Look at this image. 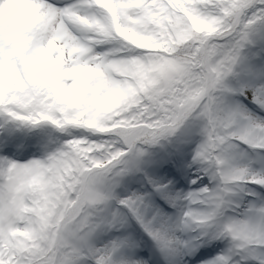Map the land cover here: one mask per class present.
<instances>
[{"label": "clouds", "instance_id": "clouds-1", "mask_svg": "<svg viewBox=\"0 0 264 264\" xmlns=\"http://www.w3.org/2000/svg\"><path fill=\"white\" fill-rule=\"evenodd\" d=\"M54 9L50 0H0V33L16 38L30 29L39 37L17 65L23 86L0 71V104L25 120L53 118L81 153L92 154L86 158L96 161L94 168L124 155V141L141 134L142 116L168 125L162 140L195 120L200 84L193 58L208 57L214 38L240 22L243 11L238 0L230 8L196 7L193 0H69ZM239 167L226 168L221 181L238 179ZM62 168L59 162L20 168L5 181L8 215L0 247L25 253L50 247L65 211L61 182L70 180ZM100 195L95 186L82 193L85 201ZM219 223L234 233V247L264 258V248L249 247L264 244V214Z\"/></svg>", "mask_w": 264, "mask_h": 264}, {"label": "snow or ice", "instance_id": "snow-or-ice-1", "mask_svg": "<svg viewBox=\"0 0 264 264\" xmlns=\"http://www.w3.org/2000/svg\"><path fill=\"white\" fill-rule=\"evenodd\" d=\"M162 2L166 3V0ZM50 3L55 5L54 10L63 8V4L53 3L52 0ZM193 3L196 7H231V0H193ZM238 3L243 10L240 22L226 27L223 35L214 38L211 44L213 51L208 57L202 58L197 54L193 58V62L198 65L195 79L200 84L195 88V96L200 99V103L196 106L193 117L203 125L200 128L201 141L195 149L193 160L205 165L204 170L211 172L212 177L217 179V186L190 191L183 196H173L168 192L167 184L149 178L148 183L153 192L161 195L173 206L178 199L188 201L190 206L172 221L162 218V213L153 208L149 192L134 191L123 197L115 196L113 189L120 177L138 165L148 146L159 143L162 136H165L163 130L168 125L163 121H154L151 115L141 117V134L124 141V155L111 163L105 162L99 168L93 167L96 163L94 159L86 158L92 154L79 151L75 139L63 141L58 147L46 152L42 158L31 159L26 164L0 156V228H4L8 215V206L2 196L6 187L5 181L11 178L15 170L41 169L59 162L63 165L61 176L67 173L70 177L68 183L61 182L65 211L61 215L50 247L33 253L14 252L0 247V264H145L144 261L122 254L128 244L126 237L96 243L98 232L115 226L118 213L112 212L107 216L102 211V206L110 199H116L119 207L126 210L121 222H126L127 216H131L166 258L173 252L191 250L200 236H227L230 238L229 248L201 264H237L232 256L245 251L232 245L234 233H231V229L216 221L226 208L235 210L238 207L233 205L232 191L223 189L233 188V182L240 180L264 185V178H259L264 177V170H255L247 164L237 162L228 151L233 147L238 148L236 142L264 151V118L233 101L237 94L247 96L250 91L252 103L264 111V79L254 76L252 82H240L247 51L258 38L264 41V0H238ZM245 20L251 23L246 24L243 22ZM30 32L29 29L16 38H8L0 33V71L6 75L11 74L19 86H23L24 76L17 65L27 59L24 51L39 42V37L36 34L30 35ZM161 111L166 112L167 107H163ZM0 116L4 117L5 122L12 120L30 126L44 122L56 127L53 118L22 119L10 105L0 104ZM83 146L85 145H81ZM234 165H242L237 169L239 178H225L221 181L224 170ZM90 186L99 187L103 195L85 201L82 193ZM199 205L205 207L200 208ZM193 208L203 211L193 216ZM258 214H264V203L249 204L244 213L249 216ZM195 229L202 230L200 236L195 238L183 239L177 234ZM249 247L264 248V244ZM251 258L257 264H264V258Z\"/></svg>", "mask_w": 264, "mask_h": 264}, {"label": "rangeland", "instance_id": "rangeland-1", "mask_svg": "<svg viewBox=\"0 0 264 264\" xmlns=\"http://www.w3.org/2000/svg\"><path fill=\"white\" fill-rule=\"evenodd\" d=\"M52 2L62 5L69 2V0H53ZM258 45L256 42L246 53V63L241 71L240 82H252L254 76L264 79V43L259 51L254 49ZM233 101L245 106L255 115L264 118V111L252 103L250 91L247 96L237 94L233 97ZM10 124L11 120L5 122L4 117L0 116V156L20 162L31 158H42L46 152L53 150L60 143L70 138L66 132L64 139L61 141L55 140L50 132L20 131L17 133ZM191 127L194 138L190 141L177 139L171 143L168 140H161L155 145L148 146L138 165L120 177L118 184L113 189L115 196L123 197L134 191L149 192L151 193L153 208L158 209L162 213V218L172 221L182 215L183 210L190 206L188 201L178 199L175 206H173L161 195L153 192L148 183L149 178L153 181L167 184L168 192L173 196H183L190 191H196L204 187L214 188L218 182L217 179L212 177L211 172L204 170L205 165L193 160L195 149L201 141L200 123L192 122ZM79 133L80 131L73 130L74 135ZM236 143H238V148L233 147L228 150L233 159L241 164H247L255 170H264V151L258 147ZM3 148L9 151L7 152ZM231 198L233 205H238V207H235V210L226 208V210L231 212L224 215V220L228 217L242 218L249 204L259 205L264 203V185L244 180L234 181ZM158 204H160V207L157 206ZM193 207L196 206L193 205ZM199 207L204 208L205 205H199ZM164 210L167 215L163 213ZM102 211L107 216H110L112 212H117L118 215L114 227L97 233V244L116 237H126L128 244L122 250L123 255L143 261V253L151 251L153 254L160 256V261L169 262L168 257L166 258L161 254L155 242L136 221L127 218L126 222H121L125 214L120 209L116 199L107 201L102 206ZM235 213H240V215ZM177 234L179 235V233ZM186 239H189L187 233ZM224 245L225 249H228V245L230 246L229 237L226 238ZM237 254L246 255V258L255 261L248 253L240 252Z\"/></svg>", "mask_w": 264, "mask_h": 264}, {"label": "bare ground", "instance_id": "bare-ground-1", "mask_svg": "<svg viewBox=\"0 0 264 264\" xmlns=\"http://www.w3.org/2000/svg\"><path fill=\"white\" fill-rule=\"evenodd\" d=\"M3 149H5L7 152L9 151L6 148H3ZM213 181H215V180H213ZM235 214L240 215V213L239 214L235 213ZM201 231H202L201 229H195V230H189V231L183 232V234L185 235L187 233V237L189 236V238H195L197 236H200ZM223 242L224 241H223L222 237L200 236V239L195 242V246L192 247L191 250L182 251L183 252L182 258L184 260L190 259V261L196 260V259L198 260L199 256H202L206 253H214L213 256H210L205 260L202 259V261H199L198 263H194V264H201V262L208 261L211 258L217 256V254L224 252L226 249H225V245L223 244ZM178 254H179L178 252H173V253L168 254L167 257H168L169 262H170L169 264H182V263H179L180 261H178ZM237 256H241V255L240 254L239 255L234 254L232 256V260L234 262H237V264H252L253 262H255V261L249 260L246 263H241L242 260L237 259ZM245 257H246V255H243V258L245 260H248V258H245ZM183 263H185V261ZM256 263H257V261H256ZM157 264H160V263L158 262Z\"/></svg>", "mask_w": 264, "mask_h": 264}, {"label": "trees", "instance_id": "trees-1", "mask_svg": "<svg viewBox=\"0 0 264 264\" xmlns=\"http://www.w3.org/2000/svg\"><path fill=\"white\" fill-rule=\"evenodd\" d=\"M256 42H257V43H258V42H261V40L258 38ZM241 75H242V74H241ZM192 122H199V121H196V120L189 121V122L186 123L185 126L182 127L181 130H179L174 136H171V137H169V138H172L173 141H176L177 139H183V140L188 139V138L192 135V133H193V129H192V127H191ZM35 127H36V128H41V129H42V128H53V129L55 128V127L52 126L51 124H49V123H44V122H42V123L39 124V125H36ZM54 131H55V137H56V138H58V139H60V140H63V139H64V137H65V135H66L65 132L60 131V130H57V129H54ZM75 131L79 132L80 130H75Z\"/></svg>", "mask_w": 264, "mask_h": 264}]
</instances>
